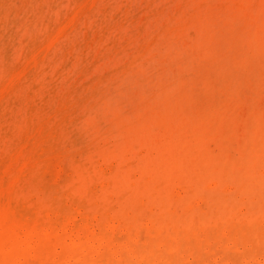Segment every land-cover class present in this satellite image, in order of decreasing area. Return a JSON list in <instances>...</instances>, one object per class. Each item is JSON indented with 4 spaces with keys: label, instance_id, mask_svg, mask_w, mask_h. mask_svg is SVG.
I'll use <instances>...</instances> for the list:
<instances>
[{
    "label": "bare ground",
    "instance_id": "bare-ground-1",
    "mask_svg": "<svg viewBox=\"0 0 264 264\" xmlns=\"http://www.w3.org/2000/svg\"><path fill=\"white\" fill-rule=\"evenodd\" d=\"M110 1L111 0H0V264H35V258L33 256L30 257L31 254L34 253L39 255L50 251L52 253L55 247H58V250L59 247L63 248L62 250H80L78 248L85 247L86 249V247H96L87 249H92V252L95 254L100 253L101 250L104 253L109 249L108 247H110L108 252L111 254L112 248L116 249L119 247L123 252L125 251L127 254L131 253L133 256L135 254H141V258L143 256L147 262H152L155 258V254L160 252L162 255L163 252H167V254L168 252H179L181 254L191 253L198 256L196 259H199V256L204 254L211 258L210 264H240L234 260L217 257V255H225L236 249H233L234 245L231 247L230 241L229 245L226 242H217L211 238L220 239L236 237L238 235H260L261 231H264V170L260 171L261 173L257 177L258 181L256 183L260 184V189L258 190H256V184H251L250 182L243 184L244 181L243 183H241V181L232 183L230 176L224 175L222 177V168L224 165L217 162V159L220 158V154L216 153L211 156L205 155V149L201 146V144L203 145L206 139H208L207 131H199L198 134L191 138V136L186 135V133L180 132L181 129L169 128L164 135V139L159 144L154 142L150 147L143 146L141 151H139L140 157L138 161L145 160L143 165H140L138 161L135 163L131 162L134 158V151L130 145L115 148L118 146L116 145L108 149L107 152L102 151L99 154V156H101L100 162L98 161L96 164H91V169L89 166L88 168L84 166H75L72 179L66 182L64 186L65 188L68 186L70 187L74 182V187L70 190V195H73V197H70L71 199L67 198L65 201H59L54 194L57 190L56 187L64 185V179L66 177L71 178V174H68L66 171V158L54 143L56 131L55 126L51 123L54 115L49 110L50 106L48 107V105L50 103L47 105L50 95L47 89L51 86L54 74H59L61 71H64L61 68L62 65L59 63L71 55L72 49L69 47L71 42L79 37L77 36L78 34L84 33L89 21H92L93 18L95 19L103 10L104 6ZM241 2L243 4V1ZM180 3L182 4V2ZM253 3L256 9H253L252 19L256 26V30L264 38V0H253ZM126 6L128 7V5ZM176 8L177 7H175V9ZM163 9L162 12L166 8ZM108 10L110 11L111 9L109 8ZM175 11L173 12L175 13ZM102 13L103 12H101V14ZM241 13L242 12H240V14ZM108 16L110 15L108 14ZM123 16H121L122 19ZM148 16L149 15H147V17ZM189 16L192 17L191 15ZM201 16H203V14H201ZM127 18L129 19V17ZM196 19L198 18H195V20ZM208 19L210 18H206V20ZM232 19H234V17H232ZM238 22L239 21L236 22V25L240 24ZM175 24H177V22ZM207 25H210V23ZM171 26H173V23ZM101 27H103V25ZM111 27L112 25L109 28ZM154 28L156 29V26ZM91 29H93V27ZM177 29H179V27ZM238 30H240V28ZM167 31L168 30H166V32ZM247 31L250 32V30ZM105 34L107 35V33ZM150 37L153 38L151 34ZM165 37L166 36H164V38ZM108 39L110 38H107V40ZM99 40L97 39L98 42ZM162 42L164 43V41ZM242 46L244 47L245 45ZM90 48L92 47L90 46ZM244 48L243 50L246 52ZM84 49H86V47ZM242 52L243 51H240V53ZM136 54L132 57L136 56ZM223 54L221 52V55ZM105 59H107V57ZM88 60H90V58H88ZM242 60L240 61L244 63V60ZM114 61L113 59V62ZM129 61L130 60H128V63ZM89 64L91 65L92 63L89 62ZM77 65L79 66V64ZM118 66L119 64L116 67ZM126 68L127 66L125 69ZM110 70L111 69L107 71ZM70 72L69 75L72 77ZM88 72L89 71H87V73ZM102 73L104 72L102 71ZM167 76L169 75H166V77ZM252 76L254 77V75ZM107 77L109 78V75ZM95 79L90 81L92 82ZM80 81H82V79H80ZM100 81H103V79ZM83 82L84 81L81 83ZM55 83L56 81L53 86ZM76 85L77 84H75V86ZM98 90L96 92H98ZM52 92L54 93V91ZM56 92L58 93V91ZM90 92L88 95L91 94ZM78 93L80 94V92ZM63 94L65 95V93ZM81 102L83 101L81 100ZM90 102L91 101H89V103ZM75 108L76 107L73 109ZM66 119L67 118H65V120ZM56 142L58 143L57 140ZM82 142L84 145L85 140ZM237 142H239V140ZM65 153L68 154V152ZM125 154H127V156ZM251 162L255 166L258 165L257 161ZM249 176L252 178L251 174H249ZM247 178L249 179L248 176ZM240 179L241 178L238 180ZM201 180H204L209 188H222L229 193V196L223 201L214 202V195L211 191L204 193V191L199 188L198 183L200 184ZM193 183H195V185ZM231 192L233 193L230 194ZM138 202L140 205L139 207L148 209L149 212L147 211V215L143 213L142 215L138 210L139 207L136 208ZM254 204H257V206L252 209V205ZM218 205H222L223 209L218 210ZM171 207H173L172 211L176 210V208H183L185 210L184 215L181 216L180 214L179 216L170 214V212H172L170 210ZM193 208L197 209V211L189 213ZM182 237L193 238L194 241L174 242L171 240L181 239ZM236 244L237 243H235V245ZM99 246L102 249H98ZM104 246L107 247V249ZM82 248L80 251H82ZM96 249L99 250L98 253ZM73 253L75 254L76 252H72V254ZM86 253L87 252H82L81 255L83 256V254L85 255ZM16 255H18V258L21 255V259L16 258ZM86 255L89 257L88 254ZM114 255H116L115 252ZM45 256H47L46 253ZM104 256L102 254L103 262L106 261L105 257H108V255L106 254V256ZM50 257L49 261L52 260ZM93 257L90 256L89 258L91 259L88 258L87 261L89 260V263L90 261L93 263ZM139 257H137V259ZM31 258L32 260H30ZM43 258L42 256V259ZM115 258V260H121L120 257L118 259V256ZM75 259L77 260V258L74 257L73 260L75 261ZM60 260L59 264H63L62 261L64 262V260ZM83 260L82 258L80 264L84 262ZM94 260H96V258H94ZM178 260L180 261V259ZM72 261L69 262L72 264ZM183 261H185V259ZM57 262L58 261H56V263ZM122 262L125 263L124 260H122L121 263ZM139 262H137V264Z\"/></svg>",
    "mask_w": 264,
    "mask_h": 264
},
{
    "label": "rangeland",
    "instance_id": "rangeland-1",
    "mask_svg": "<svg viewBox=\"0 0 264 264\" xmlns=\"http://www.w3.org/2000/svg\"><path fill=\"white\" fill-rule=\"evenodd\" d=\"M144 1L145 0H125L124 2V0H111L107 4L108 6L105 5L101 11L103 13L101 14L100 12L98 16L95 17V19L93 18L92 21H89L86 28L87 31L85 30L86 32L84 31V33L78 34L77 36L79 37L71 42L69 45V47L72 49L71 55L59 63L62 65L61 68L64 71H61L62 74H54L51 86L47 89L50 94L48 98L49 102H47V105L50 103L48 105V107L50 106V109H48L54 115L52 119L53 122L51 121L53 126H55L56 131L54 143L57 145L58 150L66 158V171L68 174H71V178L66 177L64 179V185L56 187L57 190L54 194L56 195L57 199L59 201H65L67 198L71 199L70 197H73V195H70V190L74 187V182L72 185H70V187L68 186L65 188L64 186L66 182L72 179V175L75 172V166H84L86 168L89 166L90 168L91 164H96L98 161L100 162L101 156H99V154L102 151L107 152L108 149L116 145L118 146L115 148L130 145L134 151V158L131 160V162L135 163L139 160V151H141L143 146L150 147L152 144H154V142L159 144L164 139V135L167 133L169 128L181 129L180 132L186 133V135L191 136V138L198 134L199 131H207L208 139H206V142L203 143V145L201 144V146L205 149V155L211 156L216 153L220 154V158L217 159V162L221 165H224L222 168V177L224 175H228L231 177L232 183H238V181L243 183L244 181L243 184H246L250 182L251 184H256V190L260 189V184L256 182L258 181V175L261 173L260 171L264 170V38L256 30V26L252 19L253 9H256L253 0H241L243 1V4L239 0H146L145 3ZM180 2H182V4ZM126 5H128V7ZM175 7L177 8L175 9ZM109 8L111 9L110 11L108 10ZM163 8H166L167 10H164ZM162 9L164 10L163 12ZM214 10L218 11L216 12ZM236 10L238 11L235 12ZM173 11H175V13ZM240 12L242 13L240 14ZM231 13L234 14L232 15ZM108 14L110 16H108ZM201 14H203V16H201ZM147 15H149L148 17L150 18H148ZM121 16H123V19ZM127 17H129V19ZM179 17L183 18H181L182 21ZM205 17L210 18L211 20H206ZM232 17H234V19H232ZM195 18H202L201 20L203 22L198 19L195 20ZM207 21H210V25H207L209 24ZM237 21H239L238 23L240 24L236 25ZM174 22H177V24ZM172 23L173 26H171ZM99 24L101 26L103 25V27H101ZM111 25L112 27L109 28ZM155 26L156 29L154 28ZM90 27H93V29ZM176 27H179V29ZM239 28L240 30H238ZM166 30L169 32H166ZM247 30H250V32ZM105 33H107L109 36H107ZM161 33H163L166 37L164 38L163 34ZM150 34L153 36V38L150 37ZM107 38L110 39L107 40ZM83 39L88 40L86 42V40ZM97 39H100L99 42ZM144 40L145 42L147 41L146 44ZM162 41H164V43ZM242 45H245V48ZM90 46L92 48H90ZM85 47L86 49H84ZM243 48L246 50V52H244ZM240 51L243 52L240 53ZM221 52L222 54L224 52V56L221 55ZM135 54L136 56L132 57ZM106 57L107 59H105ZM242 57L244 63L240 61L242 60ZM88 58H90V60H88ZM113 59L115 60L114 62ZM128 60H130L129 63ZM239 61L240 63L238 64ZM89 62L92 64L90 65ZM77 64H79V66ZM118 64L119 66L116 67ZM126 66L127 68L125 69ZM91 67L94 68L92 69ZM115 67L116 69L114 70ZM260 67H263V70ZM109 69L111 70L107 71ZM119 69L121 71L123 70L124 72H121ZM68 71H71L70 73L72 77H70ZM87 71L89 72L87 73ZM102 71L105 74L102 73ZM258 74L260 78L258 77ZM108 75L109 78L107 77ZM166 75L169 76L166 77ZM252 75H254V77ZM80 79H82L84 82L81 83L82 81H80ZM93 79L95 80L91 82L90 80ZM98 79L99 81L103 79V81L99 82ZM54 80L56 83L53 86L55 82ZM75 84L77 85L75 86ZM60 85L64 88V90L60 87ZM97 90L98 92H96ZM52 91H54V93ZM56 91H58V93ZM78 92H80V94ZM89 92L91 94L88 95ZM63 93H65V95ZM75 96L79 100L76 99ZM80 99L83 102H81ZM89 101L91 102L89 103ZM74 107L76 108L73 109ZM64 108L68 110H65ZM65 118L68 120H65ZM84 140L85 142H88H84L83 145L82 141ZM238 140L239 142H237ZM65 152H68V154ZM125 155L127 156V154ZM251 161H257L258 165L255 166ZM138 162L140 165H143L145 160H140ZM249 174L252 175V178H250ZM239 178L241 179L238 180ZM193 184L195 185V183ZM198 185L199 188L204 191V193L208 191L212 192L214 195V202L223 201L229 196V193L222 188H209L204 180H201L200 184L198 183ZM232 193L233 192L230 194ZM136 205V208H138L140 206L139 202ZM256 206L257 204L252 205V209L256 208ZM172 209L173 207L170 208L171 211ZM180 209L181 208H176V210L170 212V214L179 216L180 214L181 216L184 215L185 210L183 208L181 210ZM217 209H223L222 205H218ZM138 210L141 212V214L143 213L145 215H147L149 212L147 208L143 207H139ZM195 211H197V209L193 208L189 211V213H194ZM211 239L217 242H226L229 245L231 242V247L234 245L233 249L236 248L234 251L228 254L217 255L219 258L234 260L240 264H264V231H261L260 235H238L236 237ZM171 240L174 242L194 241L193 238L188 237ZM227 241L230 242L228 243ZM235 243H237L236 245L238 246H236ZM57 248L58 247H55L53 250L56 253L53 251L52 253L51 251L45 252L47 256H45V253H41L42 255L30 253V257L33 256L35 258L34 261V258L32 257L35 264H59V260L62 259V257L64 262L62 260L60 261H62L63 264L70 263L74 257L77 258L78 261L75 259V261H72V264H80L82 258L84 259L82 264H91V261L90 263L89 260L87 261L90 256H94L92 259L93 263L95 264H137L139 260L140 262L138 264H189V262L190 264H210L211 262V258L204 254L199 256V259H196L198 257L196 254H181L179 252H168L167 254V252L164 253L162 251L163 255L161 252L157 253L155 254V258L152 262H147L143 256L141 258V254H135L133 256L131 253L127 254L125 251L124 253L119 247V249L111 247L113 250H111V254L108 252L110 247H108L109 249L105 247L107 250L104 253L102 250L100 253H98V249H102L99 246L98 249H96L98 250V254L93 253L92 249H90L91 251L87 250L89 248L96 247H86V249L85 247H81L82 251H80L81 248H78L80 250H62L63 248L61 247H59L58 250ZM71 251L76 253L72 254ZM82 252H87L86 254L88 255L91 253L92 255L90 254L88 257L86 254H83L82 256ZM114 252L116 255L118 254V259L119 257L121 258L120 261L115 260V257L117 256L114 255ZM102 254L103 256H106V254L108 255V257L104 256L107 262H103ZM110 255H112L113 258ZM20 256L19 258L18 255L15 257L21 259ZM42 256L46 258L42 259ZM49 257L52 259L51 261H49ZM137 257L141 259L138 258V260ZM32 258L30 260H32ZM94 258H96V260H94ZM37 259L40 261V263ZM178 259H180V261ZM184 259L185 261H183ZM122 260H124L125 263H121ZM56 261L58 262L56 263Z\"/></svg>",
    "mask_w": 264,
    "mask_h": 264
}]
</instances>
